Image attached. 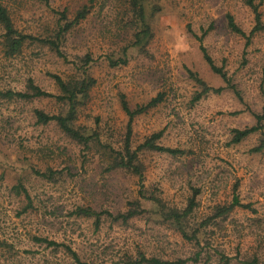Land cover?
Returning a JSON list of instances; mask_svg holds the SVG:
<instances>
[{
    "label": "rangeland",
    "instance_id": "1",
    "mask_svg": "<svg viewBox=\"0 0 264 264\" xmlns=\"http://www.w3.org/2000/svg\"><path fill=\"white\" fill-rule=\"evenodd\" d=\"M254 2L264 22V0ZM0 3L20 32L40 40L54 39L65 25L60 13L73 21L90 8L88 17L62 36L63 58L38 41L13 58L0 45V91L25 92L32 79L60 96L51 75L92 81L87 97H79L74 127L100 140L86 149L56 122L38 124L36 110L66 113L55 97L0 99V264H74L63 247L48 248L35 237L68 245L90 264H127L140 253L165 260L200 254L197 264H225L221 255L230 264L254 259L264 264V152H253L264 129L232 142L233 131L256 126L264 110V32L246 46L228 26L232 16L247 34L253 30L255 15L247 0H142L151 32L143 47L134 46L142 24L131 0ZM201 45L230 83L211 70ZM109 58L127 63L112 67ZM196 78L221 91L196 101L204 89ZM159 96L160 104L135 117L132 149L161 132L160 146L184 153H140L142 179L124 169L109 172V147L123 152L129 133L123 101L135 109ZM34 170L55 175L44 178ZM236 197L250 207L216 217ZM155 198L162 208L149 200ZM192 199L183 226L196 234L195 241L184 239L169 217L171 211H185ZM133 203L143 213L126 223L105 214L97 224L75 213L91 208L117 215Z\"/></svg>",
    "mask_w": 264,
    "mask_h": 264
},
{
    "label": "trees",
    "instance_id": "2",
    "mask_svg": "<svg viewBox=\"0 0 264 264\" xmlns=\"http://www.w3.org/2000/svg\"><path fill=\"white\" fill-rule=\"evenodd\" d=\"M132 7L136 10V15L138 16L139 20H141L142 30L136 34V42L134 46H144V41H148L151 37L150 26L146 21V16L144 14V6L142 0H131ZM247 5L252 9L255 15V26L253 30L247 34L242 28L239 27L238 24L235 23L232 16H228V26L230 30L234 33L242 37L246 40V46H249L252 42V38L258 32H264V22L262 21V15L259 11L258 5L255 4L254 0H247ZM90 13L89 7H84L80 10L73 21H68L67 12L64 11L60 13L61 21H65V25L59 28L56 36L54 39L48 40H40L35 38L31 35L24 34L20 32L14 25L13 20L5 6L0 3V28L2 29L3 33L0 34V45L5 50V55L7 57L13 58L20 54L28 42H40L48 45L59 57H64L60 41L62 36L69 32L72 28L76 25L80 24L81 21H84ZM201 43L203 39H200ZM201 49L204 55V59L211 68V70L220 75L223 80L227 83H230V79L227 76V73L224 71L223 68H220L216 65L213 58L208 53L207 49L201 45ZM110 65L112 67H118L120 65H125L127 63L126 59H119L114 60L113 58L108 59ZM92 60L90 57H87V63H90ZM54 79L56 85L61 91L60 96H54L47 91L43 90L39 86H37L34 80L29 79L27 81V90L25 92H15L12 90H8L5 92L0 91V99L6 100H23V101H31L35 98L47 97L53 98L55 97L57 100L62 102L66 106V113L61 115H49L41 110L35 111V117L37 118V123L41 125H48L51 122H56L60 129L71 139L75 140L79 144L83 145L86 149L90 147L93 140H96L100 143V140L94 135H87L81 132L79 129L74 127V123L77 116V108L79 105V97H87V93L92 86V81H82V82H66L58 75H51ZM197 82L204 87L203 92L200 93L195 100L199 101L201 97L205 94H208L210 91H215L219 93L221 89L213 90L212 88L208 87L205 82L196 78ZM162 102V96H159L153 100H151L145 106H139L135 109H131L126 101H123L122 108L125 114L129 118V126H128V137L127 142L125 145V149L123 152L116 151L113 148L109 147V166L108 171H114L117 169H124L127 170L138 177L140 179L143 178V170L142 167L139 165V155L145 151H153V152H161L167 153L170 155H182L184 152L178 149H172L164 146H160L158 141L162 137V133L153 134L149 139H147L143 144L139 145L136 149H132L130 144V133L132 128V123L135 117L146 113L148 110L156 107L158 104ZM257 118V125L251 128H246L243 130L236 129L233 131L234 137L232 142L234 144H239L244 141L249 136L262 131L264 129V110L263 113L256 116ZM254 153H261L264 152V135L261 143L258 147L253 149ZM34 173L38 176L48 178L53 177L55 172L50 171L49 173H42L38 170H34ZM144 197V196H143ZM145 198V197H144ZM160 205L162 208V203L159 200L149 199ZM194 199L191 200L189 207L183 211L182 213L177 211H171L169 217L173 219L177 224V229L181 233L184 239L189 241L197 240L196 234L190 236L188 232L185 230L183 226V220L187 218V216L193 210ZM32 202L30 201L29 196V208L31 207ZM132 208L124 213H119L117 215L111 214L109 212H96L91 208H79L75 212L77 216H84L89 218H95L96 223L99 224L103 215L107 214L110 218L114 221H121L126 223L131 219L141 215L143 210L140 208V204L133 203ZM235 207L241 208H249L250 206H246L241 204L239 199L236 197L234 203L230 207L223 208L219 210L216 217L224 216L230 213ZM35 242L39 244H46L48 248H61L63 247L67 253L73 259L74 264H90L89 262L83 261L78 253L73 250L72 247L60 244L55 241L48 240L47 238L35 237ZM200 254H196L193 258H186V259H177V260H165L158 257H147L145 254L140 253L138 259L133 261L130 260L127 264H189L194 263L197 264L200 262ZM221 259L225 261V264H230L231 259L221 255ZM3 264H22V263H3ZM207 264V263H205ZM246 264H260L258 259H254L251 262H246Z\"/></svg>",
    "mask_w": 264,
    "mask_h": 264
}]
</instances>
